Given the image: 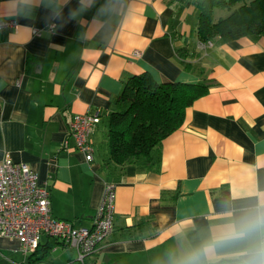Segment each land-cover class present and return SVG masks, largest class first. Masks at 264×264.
<instances>
[{"label": "crops", "instance_id": "0c3cea01", "mask_svg": "<svg viewBox=\"0 0 264 264\" xmlns=\"http://www.w3.org/2000/svg\"><path fill=\"white\" fill-rule=\"evenodd\" d=\"M196 1L0 0V20L18 24L0 32V161L29 165L51 214L76 227L91 226L106 181L116 183L113 232L85 264L259 260L260 232L203 249L221 226L264 210V34L201 46ZM228 11L216 7L215 19ZM142 73L207 90L162 140L154 167L104 168L109 114ZM87 112L100 114L89 161L68 133L72 116ZM59 243L49 264H80ZM29 255L0 236V264L44 260Z\"/></svg>", "mask_w": 264, "mask_h": 264}, {"label": "trees", "instance_id": "16d2710c", "mask_svg": "<svg viewBox=\"0 0 264 264\" xmlns=\"http://www.w3.org/2000/svg\"><path fill=\"white\" fill-rule=\"evenodd\" d=\"M195 3L199 10L196 33L200 42L264 34V0H197ZM216 7L229 11L215 19ZM206 90L202 82L159 83L147 73L129 77L108 117L104 168L154 167V152L162 140L182 125L186 109ZM57 244H60L57 239L47 238L29 258L43 260Z\"/></svg>", "mask_w": 264, "mask_h": 264}, {"label": "built area", "instance_id": "2783aa9c", "mask_svg": "<svg viewBox=\"0 0 264 264\" xmlns=\"http://www.w3.org/2000/svg\"><path fill=\"white\" fill-rule=\"evenodd\" d=\"M17 28L18 24L11 19L0 20V32ZM200 44L211 45L212 41ZM99 122L98 112L75 114L69 122L68 133L74 146L88 161L94 151L90 135ZM115 188V182L106 181L91 226L76 227L51 214L49 190L39 183L37 173L29 165L5 155L0 161V236L16 238L24 254L34 253L42 236L55 238L75 251L77 262L85 264V258L96 253L113 232Z\"/></svg>", "mask_w": 264, "mask_h": 264}, {"label": "clouds", "instance_id": "9594fccd", "mask_svg": "<svg viewBox=\"0 0 264 264\" xmlns=\"http://www.w3.org/2000/svg\"><path fill=\"white\" fill-rule=\"evenodd\" d=\"M260 232L264 235V210L258 211L254 217L240 221L239 223H230L219 228L214 236L213 242L203 249L204 254H210L216 244L226 242L249 233ZM255 255L259 260L250 261L249 264H264V240L261 241ZM198 255L194 254L188 258L184 264H197Z\"/></svg>", "mask_w": 264, "mask_h": 264}, {"label": "rangeland", "instance_id": "374dc122", "mask_svg": "<svg viewBox=\"0 0 264 264\" xmlns=\"http://www.w3.org/2000/svg\"><path fill=\"white\" fill-rule=\"evenodd\" d=\"M220 10H218V12H219ZM217 14V13H216ZM57 256V254H50L47 258H45L43 261H41V262H39V264H49V260H50V257H52V256ZM25 263H27L26 261H25Z\"/></svg>", "mask_w": 264, "mask_h": 264}]
</instances>
